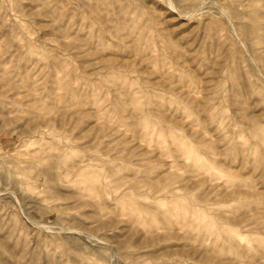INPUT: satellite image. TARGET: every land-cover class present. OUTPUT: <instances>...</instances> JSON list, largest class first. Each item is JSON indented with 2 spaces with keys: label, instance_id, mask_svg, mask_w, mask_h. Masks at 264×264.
Wrapping results in <instances>:
<instances>
[{
  "label": "rangeland",
  "instance_id": "1",
  "mask_svg": "<svg viewBox=\"0 0 264 264\" xmlns=\"http://www.w3.org/2000/svg\"><path fill=\"white\" fill-rule=\"evenodd\" d=\"M0 264H264V0H0Z\"/></svg>",
  "mask_w": 264,
  "mask_h": 264
},
{
  "label": "bare ground",
  "instance_id": "2",
  "mask_svg": "<svg viewBox=\"0 0 264 264\" xmlns=\"http://www.w3.org/2000/svg\"><path fill=\"white\" fill-rule=\"evenodd\" d=\"M250 52V51H249Z\"/></svg>",
  "mask_w": 264,
  "mask_h": 264
}]
</instances>
